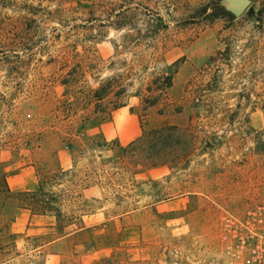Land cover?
I'll return each mask as SVG.
<instances>
[{
  "label": "rangeland",
  "instance_id": "rangeland-1",
  "mask_svg": "<svg viewBox=\"0 0 264 264\" xmlns=\"http://www.w3.org/2000/svg\"><path fill=\"white\" fill-rule=\"evenodd\" d=\"M221 2L0 0V171L64 173L61 233L0 194V264H264V0Z\"/></svg>",
  "mask_w": 264,
  "mask_h": 264
},
{
  "label": "trees",
  "instance_id": "trees-1",
  "mask_svg": "<svg viewBox=\"0 0 264 264\" xmlns=\"http://www.w3.org/2000/svg\"><path fill=\"white\" fill-rule=\"evenodd\" d=\"M224 10V8H222ZM106 91L98 90L95 92V97L99 100L102 99L106 95ZM124 104H119L114 106V110H117L119 108L124 107ZM153 106V103L151 104ZM108 116V117H107ZM111 114H105L104 118H102V122L110 120ZM90 118L87 119L89 121ZM94 121H98L97 118L93 119ZM91 144L93 147H95V144L97 148L101 147H107L109 143L103 139L100 135L95 136L94 138H89ZM135 145L134 143H131L128 148L133 147ZM150 163H142L147 168H153L157 166L156 163H153V159H150ZM164 164V163H163ZM64 173L59 172L55 173L52 171L43 172L40 174L39 182L37 185L36 190L34 191H22V192H13L8 184V177L9 175L6 172L0 171V194H3L7 197L14 198L17 202V209L18 210H27L30 212L31 216L36 215H53L57 220V231L58 233H61L62 226L60 225V219L62 217V212L60 208L56 205L55 202H57L58 197L56 193L52 190L53 186L50 185L55 180H57L60 176H62ZM14 221V218L11 220Z\"/></svg>",
  "mask_w": 264,
  "mask_h": 264
},
{
  "label": "crops",
  "instance_id": "crops-1",
  "mask_svg": "<svg viewBox=\"0 0 264 264\" xmlns=\"http://www.w3.org/2000/svg\"><path fill=\"white\" fill-rule=\"evenodd\" d=\"M121 110H123L121 111V113L123 114V117L125 119L127 118L129 123L122 125L115 121L114 125L103 127V132L107 133V135L111 133L114 128L113 130L114 134L111 135L110 137L106 136L107 138L106 141L112 140V139H118L121 143H124V142L127 143L139 135L140 129L137 123V118L129 112L126 113V111H124V107L121 108ZM7 181L9 184V178ZM9 187H10V184H9Z\"/></svg>",
  "mask_w": 264,
  "mask_h": 264
},
{
  "label": "water",
  "instance_id": "water-1",
  "mask_svg": "<svg viewBox=\"0 0 264 264\" xmlns=\"http://www.w3.org/2000/svg\"><path fill=\"white\" fill-rule=\"evenodd\" d=\"M226 11L231 13L234 17H240L245 13L251 4V0H222Z\"/></svg>",
  "mask_w": 264,
  "mask_h": 264
}]
</instances>
